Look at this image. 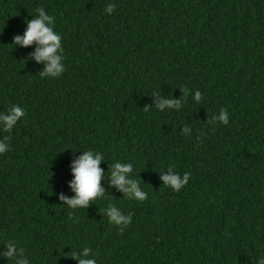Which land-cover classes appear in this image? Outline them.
I'll use <instances>...</instances> for the list:
<instances>
[{"label":"trees","instance_id":"16d2710c","mask_svg":"<svg viewBox=\"0 0 264 264\" xmlns=\"http://www.w3.org/2000/svg\"><path fill=\"white\" fill-rule=\"evenodd\" d=\"M37 8L61 36L56 78L40 77L34 43L11 44ZM184 88L179 111L155 108ZM14 104L25 116L0 132V251L14 242L29 264H76L84 247L97 264L264 256V0H0V112ZM221 108L228 123H209ZM89 149L105 195L69 209L59 195H73L71 162ZM115 162L133 165L144 201L108 183ZM170 165L190 173L177 192L160 179ZM109 204L131 215L122 232Z\"/></svg>","mask_w":264,"mask_h":264},{"label":"clouds","instance_id":"9594fccd","mask_svg":"<svg viewBox=\"0 0 264 264\" xmlns=\"http://www.w3.org/2000/svg\"><path fill=\"white\" fill-rule=\"evenodd\" d=\"M114 10L115 6L112 3H108L103 9L107 15H111ZM35 11V17L31 15L32 18L25 21L26 28L23 34L14 35L11 44L24 47L34 43L35 47L30 55L36 62L43 63V69L39 72L40 77L56 78L65 69V65L62 62L61 36L53 29L54 17L52 15L47 14L43 8H37ZM182 93L179 99L160 98L155 104V108L161 112L168 109L179 111L182 107L181 101L187 99L189 90L184 88ZM152 96H159V93L154 92ZM192 99L199 104L202 100L201 92L195 90L192 93ZM147 110V107H145V111ZM24 116V108L15 104L6 111L0 112V132L10 133L18 120ZM216 122L221 124L228 123V110L226 108H221L218 114L212 116L209 120L211 124ZM181 131L185 135L189 134L187 126L182 127ZM9 139L10 137L7 135L0 139V155L10 150L7 142ZM103 159L104 157L101 153L89 149L80 152V155L71 162L72 179L69 181L68 186L73 195L70 197L59 195V200L69 209L85 208L89 202L105 195L104 188L100 184L104 170L98 166ZM174 167V165H170L166 174H162L160 179L164 186L171 188L173 192H177L188 182L190 173L178 174L173 170ZM132 172L133 165L129 162L112 163L107 174L110 177L108 183L120 190L125 198L144 201L147 194L141 189L139 181L132 178ZM102 210L108 216V223L116 225L121 232L131 220L130 214L122 213L118 207L112 204ZM69 215L71 217V212ZM0 255L7 260L13 261V264H29L28 258L24 255V249L18 248L14 242L7 243L5 249L0 251ZM69 257L75 260L76 264H97L95 255L92 254V250L88 247H84L78 252H73ZM256 264H264V256H259Z\"/></svg>","mask_w":264,"mask_h":264}]
</instances>
